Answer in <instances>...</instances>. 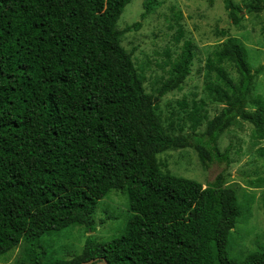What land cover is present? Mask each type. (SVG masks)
<instances>
[{
    "label": "trees",
    "instance_id": "16d2710c",
    "mask_svg": "<svg viewBox=\"0 0 264 264\" xmlns=\"http://www.w3.org/2000/svg\"><path fill=\"white\" fill-rule=\"evenodd\" d=\"M131 2L0 0V256L23 244L18 264L96 258L93 264H264V247L241 260L230 255L243 206L236 188L225 186V171L204 187L163 171L158 159L193 148L205 170L215 163L229 167L232 147L222 151L219 140L237 119L264 141V100L258 95L256 109L247 107L255 73L245 47L229 39L209 57L206 87L224 108L198 133L202 107L195 103L189 112L194 131L175 135L158 106L192 73L195 47L185 40L175 57L166 51V76L156 93L148 92L122 41L160 1L145 0L141 20L120 29ZM225 6L241 26V6L233 0ZM250 8L263 11L264 0ZM183 36L180 25L175 41ZM258 152L264 156V146ZM112 190L128 195L131 216L123 233L109 241L89 235L82 253L47 260L43 236L71 226L94 232L98 203Z\"/></svg>",
    "mask_w": 264,
    "mask_h": 264
},
{
    "label": "rangeland",
    "instance_id": "374dc122",
    "mask_svg": "<svg viewBox=\"0 0 264 264\" xmlns=\"http://www.w3.org/2000/svg\"><path fill=\"white\" fill-rule=\"evenodd\" d=\"M144 1L132 0L126 6L118 21L120 29L141 20ZM159 1L156 10L142 20L141 28L125 34L122 44L133 52L136 65L143 70L146 90L156 93L161 78L166 76L169 68L164 65L168 59L166 51H171L172 57H175L185 40L192 41L197 54L192 73L181 89L168 93L158 106V113L168 131L175 135H189L194 131L189 112L195 103L202 107L199 113L202 124L198 133L204 132L207 122L224 108V104L213 99L207 90L206 85L211 80L207 62L213 52L229 39L246 49L247 60L255 73L247 107L249 111L256 109L253 99L260 95L264 100V10L251 11L253 0H233L241 6L244 15L241 26H236L229 17L225 0ZM180 25L184 36L177 43L175 36ZM225 67L229 76L238 81L234 68L228 63ZM253 129L252 124L237 119L221 136V150L229 145L232 147V162L227 168L226 164L215 163L205 170L193 148L171 149L158 155L163 171L197 180L204 187L225 171V186L236 188L243 206V215L232 231L229 245L230 255L238 260L264 247V183L261 181L264 179V156L258 152L264 141L254 138ZM130 216L127 193L112 190L98 203L94 213V232L83 226H71L43 236L41 244L46 251V259H71L82 253L89 235L99 241L120 236ZM22 252L23 244H20L1 255L0 264H18Z\"/></svg>",
    "mask_w": 264,
    "mask_h": 264
},
{
    "label": "water",
    "instance_id": "95a60500",
    "mask_svg": "<svg viewBox=\"0 0 264 264\" xmlns=\"http://www.w3.org/2000/svg\"><path fill=\"white\" fill-rule=\"evenodd\" d=\"M95 261H99V259L96 258V259H92V260H89V261H84L81 264H93ZM101 264H107V263H106V261H102Z\"/></svg>",
    "mask_w": 264,
    "mask_h": 264
}]
</instances>
